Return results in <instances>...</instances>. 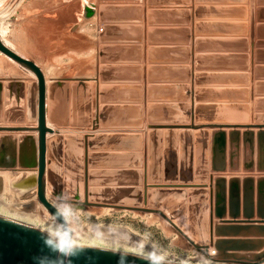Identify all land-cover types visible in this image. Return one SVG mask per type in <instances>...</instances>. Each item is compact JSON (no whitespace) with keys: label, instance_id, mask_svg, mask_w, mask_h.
<instances>
[{"label":"crops","instance_id":"obj_1","mask_svg":"<svg viewBox=\"0 0 264 264\" xmlns=\"http://www.w3.org/2000/svg\"><path fill=\"white\" fill-rule=\"evenodd\" d=\"M92 3L95 14L88 16L86 7L91 9ZM103 6L106 23L100 20ZM6 20L11 48L42 68L47 86L51 80L90 83L95 130L102 129L98 122L101 106H107L104 115L110 125L115 120L145 119V98L147 104L152 99L163 105L156 111L157 118L180 120L187 109L177 105L186 104L190 96L187 103L192 108L188 113L194 119L193 107L199 103L195 97V89L199 87L196 74H205L199 78L200 87L211 90L200 95L206 102H240L247 94L254 99L264 98V0H21ZM103 24L111 27L105 42L99 37ZM101 46H105V63L100 61ZM72 56L88 57L87 74L49 75L67 71L64 65L54 64L55 58ZM103 65L105 82L99 79ZM27 70L21 65L18 73H0V80L25 83L36 80L34 73ZM115 103L132 107L115 112ZM247 124L251 127L208 128L210 142L214 132L221 130L227 138L226 169L211 168L210 173L226 180L227 196L230 182L239 186L241 196H245V187L252 184V196L257 200V196H264L259 189L264 183V135L259 136L264 128L257 126L260 123ZM234 130L240 134L232 143L230 132ZM248 131L253 135L245 140L244 133ZM99 133L105 136L91 151L89 139ZM82 135L86 157L100 154L95 164L106 171L102 184L113 186L116 182L124 186L137 182L135 175L128 173L114 181L117 140L113 131ZM120 142L127 155L119 167L129 170L138 158L131 159L129 155L133 148L130 140ZM215 222L219 219L215 218ZM241 236L235 238H262ZM214 237L218 238L216 234Z\"/></svg>","mask_w":264,"mask_h":264},{"label":"water","instance_id":"obj_2","mask_svg":"<svg viewBox=\"0 0 264 264\" xmlns=\"http://www.w3.org/2000/svg\"><path fill=\"white\" fill-rule=\"evenodd\" d=\"M20 1L8 0L0 9V20L8 18ZM91 6V9L86 7L88 16L95 14L94 3ZM99 14L101 22L106 23L105 6L100 8ZM109 28L111 27L105 24L100 27L99 37L102 42L106 41ZM0 51L32 71L37 78L27 83L11 79L5 82L0 80V121L4 119V114L5 121L17 122L0 124V131L38 132L37 139L28 135L20 139L9 135L0 137V141L13 139L14 159L8 164L0 162V167L1 170L5 167L35 170V182L30 181L29 184H36L38 199L51 214L54 203L48 195L56 197L60 193H64V201L80 208L86 205H107L156 212L183 233L206 258H212L209 254L212 246L217 251V260L222 262L257 263L264 260V196H257L255 200V196H252V184L245 187V196H241L239 186L231 182L227 196L226 180L210 173L211 168L213 171L226 169L225 131L214 132L213 141L210 142L208 130L195 124L190 126L187 121L166 125L155 123L148 130L141 119L135 120V124H127L121 129L126 135L125 139L130 140L133 150L137 151L134 153L138 158L136 164L125 170L126 173L135 175L137 182L124 184L120 191L125 195L121 198L113 196L114 188H107L102 184V189L91 190L89 181L104 171L92 172L87 170V166L97 167L95 163L100 154L91 153L86 157L81 132L63 135L62 130L54 128L58 125L81 127L92 124L90 83L84 80L71 84L66 80H51L47 86L42 68L9 47L1 36ZM100 61H107L105 46L100 48ZM104 67L101 66L99 74L102 82L106 80ZM105 108L107 106L99 108L98 122L102 129L96 131H113L114 136L115 127L105 119ZM137 108L140 109L139 106ZM80 109L82 113L79 112ZM196 113L195 108V120L203 121V118L197 119ZM144 114L146 118V111ZM211 122L210 125L218 128L251 127L245 122ZM257 126L264 128V121ZM49 134L54 136L49 137ZM239 134L237 130L230 132L232 143L236 142ZM252 135L253 132L248 131L244 133V139L247 140ZM263 135L264 131L260 132L259 136ZM104 136L99 133L90 138L89 149L94 151L97 142ZM27 141L30 142V148H25ZM141 150L142 154L139 152ZM2 189L4 181L0 176V191ZM259 189L263 195L264 183L259 185ZM215 218L219 222H215ZM57 220L63 222L61 218ZM186 230H189L191 237ZM243 231L244 234L241 233ZM215 234L218 237L216 239ZM241 235L262 238H235L242 237ZM46 236L47 233L40 229L0 216V264H35L34 258L37 256L55 255L44 243ZM74 260L75 264H117L118 256L111 250L88 247ZM128 264L147 262L129 255ZM166 264L175 263L166 261Z\"/></svg>","mask_w":264,"mask_h":264},{"label":"rangeland","instance_id":"obj_3","mask_svg":"<svg viewBox=\"0 0 264 264\" xmlns=\"http://www.w3.org/2000/svg\"><path fill=\"white\" fill-rule=\"evenodd\" d=\"M8 37V35H7ZM200 39L198 38V42ZM55 65H64L66 72H53L49 73V75L58 76V77H75V76H81L84 74H87L89 72V59L88 57H65V58H55L54 60ZM0 65L2 67L10 69V74H15V72H19L21 65L19 63L12 61L8 56H6L4 53L0 51ZM28 72V70H27ZM205 74H196V85L199 87L201 84L199 83V78L204 76ZM187 83L189 82V78H187ZM147 85V80L145 81ZM188 89V85L186 86ZM196 88L195 89V97L196 100L199 102L198 104L194 105V109L197 110V119L201 118L198 121L195 120L194 117V109H193V117L190 116V113H188V110L191 107L187 103V101L190 100V96H187L186 104L177 105L178 107H185L187 109V114L183 116V119L180 120H174V119H159L157 118L156 111L163 107L162 104H159L156 102V100H152L151 104H147V98H145L144 102L145 104V111H146V118L143 119L141 122L145 123L148 127V130L151 128L153 124L157 125H166L170 124L171 122H182L187 121L188 125L200 126L204 129L208 130V128H215L216 126L210 125L212 124L211 121H222V122H245L247 123H260L264 121V98L258 97V98H250L248 94L244 97L245 99L240 102H230V103H212V102H206L203 99L200 98V95H202L205 92H210L211 90H207L204 88ZM217 91V90H216ZM175 105H169L170 108L177 107ZM132 106H126L121 104H114L115 112L120 111L122 108H131ZM3 120L0 121V124H13L17 122H10L5 121V115L3 114ZM95 122H92L91 125L88 126H73L69 125L66 127H63L62 125H58L54 127L55 129L62 130V134H69L74 131L83 133H94L96 132L95 128ZM135 121H120L115 120L114 121V138L117 140L115 142V152H114V159H115V166L113 170L114 175V181H117V178L121 177V174H126L125 170H121V167H119L123 156L127 155L125 151H122L120 148L123 143V140L125 141V133H123L121 127L127 126V124H135ZM159 123V124H158ZM52 126L53 124L50 123ZM88 127V129H87ZM93 127V128H92ZM66 128V129H64ZM143 128V127H142ZM141 128V129H142ZM87 129V130H86ZM164 129V128H162ZM64 130H67L66 132ZM209 131V130H208ZM31 132V131H29ZM0 133H7L4 135L14 136L17 139L22 138L23 136H26L28 131H0ZM143 134V132H141ZM19 134V135H17ZM3 135H0L2 137ZM83 136V135H82ZM120 142V143H117ZM134 148V147H133ZM129 152V155L131 156V159H135L134 153L137 151ZM142 154V150L139 151ZM133 153V155H131ZM211 156V153H210ZM92 172L93 170H97L99 173L100 168L97 167H91L89 165ZM98 168V169H96ZM12 171H19L18 169H11ZM104 171V170H103ZM106 171H104L103 174H105ZM102 172L99 174L98 177L93 179L91 182L89 181V188L91 190L95 189H102L101 187V179H102ZM131 175V174H130ZM132 176V175H131ZM86 177V176H85ZM15 183L12 186L11 194L13 193L15 197L21 198V200H28L33 198H38L37 196V186L34 188L32 187H26V189L22 190L19 188L20 183V177H16ZM19 181V182H18ZM19 186H18V185ZM102 186H106V184H102ZM107 188H114L113 189V196H124V192L120 191V189L123 188V184H118L114 182L113 186H108ZM4 189L0 191L2 194ZM7 196H10V194H6ZM48 197L50 200L55 203V196L49 194ZM18 200V199H16ZM39 200V199H38ZM84 200V199H83ZM121 200V199H119ZM19 201V200H18ZM94 201V200H91ZM40 201H38L39 203ZM67 205L66 211L69 213V216L71 217L72 214H75L74 220L69 222V224L74 228H79L81 232L88 231L89 227L94 226L97 233L98 238L99 235H105L104 230H106V234L109 237V239L112 240H119L121 243H126L128 246H132V248H136V246L141 243V237L147 236L149 240V245L147 247L151 248L152 244H156L160 250L164 251L166 255V261L172 262L176 264H197L201 263L203 260L201 257L203 256L195 246L192 244L188 238L181 233L173 224H171L167 219H165L161 214L151 211H143V210H136V209H125L121 207H111V206H98V205H86L84 208L72 206L66 201H64ZM41 203V202H40ZM39 205L44 208L41 204ZM45 209V208H44ZM46 210V209H45ZM48 210V209H47ZM46 210V211H47ZM42 213V212H41ZM48 216H51L52 214L47 211ZM58 222V220H56ZM189 228V226L187 225ZM117 235L113 234V231L116 232ZM186 233L191 237L189 234V230H186ZM77 234H80L79 232ZM193 238V237H192ZM194 239V238H193ZM195 240V239H194ZM88 241V240H87ZM198 244H200L199 241L195 240ZM86 242V240H85ZM200 253V254H199ZM200 255V256H199ZM200 257V258H199ZM227 264H264V260L262 262L257 263H249V262H226Z\"/></svg>","mask_w":264,"mask_h":264},{"label":"clouds","instance_id":"obj_4","mask_svg":"<svg viewBox=\"0 0 264 264\" xmlns=\"http://www.w3.org/2000/svg\"><path fill=\"white\" fill-rule=\"evenodd\" d=\"M66 207L64 193H60L57 194L55 203L52 205L53 214L46 216L42 222L38 223L34 218L22 221L18 217L7 213L4 214L5 218L12 222L26 224L47 233L44 243L55 255L37 256L34 258L35 264H75L74 258L79 257L90 247L84 241L86 239L93 240L97 238L98 233L94 226L89 227L86 232H81L79 228L74 229L69 222L74 220L75 214L73 213L70 217L69 213L65 210ZM58 218H61L63 222L57 225L56 220ZM46 221H51V223H47ZM78 232L80 234H77ZM104 232L105 235H101L99 238L108 240V244L99 247L111 250L116 254L118 256L117 264H128L129 255L137 256L145 260L147 264H166L167 254L160 250L156 244H152L151 248L147 247L150 240L147 236H142L140 239L141 243L136 248H132L125 247L123 243L116 244L109 239L106 230ZM108 245H111V247L109 248Z\"/></svg>","mask_w":264,"mask_h":264},{"label":"bare ground","instance_id":"obj_5","mask_svg":"<svg viewBox=\"0 0 264 264\" xmlns=\"http://www.w3.org/2000/svg\"><path fill=\"white\" fill-rule=\"evenodd\" d=\"M6 1H8V0H0V9L4 6ZM9 29L10 28H9V24H8L7 20L6 19L0 20V36L3 39V41L9 47H12L9 38L7 37ZM11 60L14 61L13 59H11ZM7 71L11 72V70L10 69L8 70L7 68H5V70H4L2 65H0V73L1 74H5V73H7ZM49 123L50 122H48V124ZM50 126H52V125H50ZM2 134H7V133H0V135H2ZM26 134L28 136H32L36 139L38 136L37 131H31V132L28 131V133H26ZM17 135H19V134H17ZM48 136L51 137V136H54V134H49ZM36 175H37V172L35 170H32V169L19 170L17 172L12 171V170H0V176H2L3 181H4V191H2L3 192L2 194L0 193V216L1 217H5L4 214L7 213V214H10L12 216L18 217L22 221H27L29 219L34 218L36 220V222L39 223V222H42L46 216H48L47 208H45V206H43L40 202L39 203L47 211L39 205L38 198L21 200V198L19 199V198L15 197L13 193L11 194V190L9 189V188L12 189V186L14 185V183L16 181L15 179L18 176L20 177V181L22 182V183H20V186L17 184L19 186V188H21L22 190L26 189V187L28 188V187H32V186L35 188L36 187L35 183H33V184H29V183H30V181L35 182ZM6 194H10V196H7ZM16 199H18L19 201ZM46 222L51 223V221H46ZM56 224L58 225V224H60V222L56 221ZM113 234L117 235V230H116V232L113 231ZM112 241H114L116 244L121 243L117 239L112 240ZM84 243L89 245L91 248L103 249L102 247H99V246H103V245L108 244V240L100 239L97 236V238L93 239V240L87 241V239H86V242L84 241ZM123 245L125 247H130L126 243H123ZM108 247L110 248L111 245H108ZM201 259L203 261L201 263H197V264H205V262H207V264H227L226 262H222L221 260L214 259L213 257L212 258H206V257L202 256Z\"/></svg>","mask_w":264,"mask_h":264},{"label":"flooded vegetation","instance_id":"obj_6","mask_svg":"<svg viewBox=\"0 0 264 264\" xmlns=\"http://www.w3.org/2000/svg\"><path fill=\"white\" fill-rule=\"evenodd\" d=\"M2 135L4 136V134H2ZM27 147L30 148V142H28V141L25 143V148H27ZM0 153H1L0 162L8 164V163L14 161V159H13V139L12 138L0 141ZM1 169L2 168L0 167V170ZM3 169L4 170H11V169H13V167H5Z\"/></svg>","mask_w":264,"mask_h":264},{"label":"built area","instance_id":"obj_7","mask_svg":"<svg viewBox=\"0 0 264 264\" xmlns=\"http://www.w3.org/2000/svg\"><path fill=\"white\" fill-rule=\"evenodd\" d=\"M209 254H210V256L213 257L214 259H217V251L215 250L214 247L211 246V247L209 248Z\"/></svg>","mask_w":264,"mask_h":264}]
</instances>
